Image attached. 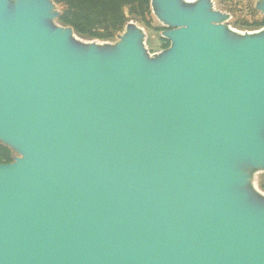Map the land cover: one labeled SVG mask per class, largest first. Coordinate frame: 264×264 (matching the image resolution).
I'll list each match as a JSON object with an SVG mask.
<instances>
[{
    "label": "water",
    "instance_id": "water-1",
    "mask_svg": "<svg viewBox=\"0 0 264 264\" xmlns=\"http://www.w3.org/2000/svg\"><path fill=\"white\" fill-rule=\"evenodd\" d=\"M150 5L172 27L155 58L137 28L86 46L53 0H0V143L21 155L0 164V264H264L242 169H264V29Z\"/></svg>",
    "mask_w": 264,
    "mask_h": 264
},
{
    "label": "rangeland",
    "instance_id": "rangeland-1",
    "mask_svg": "<svg viewBox=\"0 0 264 264\" xmlns=\"http://www.w3.org/2000/svg\"><path fill=\"white\" fill-rule=\"evenodd\" d=\"M11 5L15 0H9ZM184 5H191L197 0H180ZM264 0H210L211 9L223 14L220 22L227 26L231 31L244 34L256 33L264 29V26H255L254 21L264 19V12L259 9ZM55 13L62 11V6L55 3L52 8ZM147 20L150 26L146 25L144 21L130 19L120 31L116 32L111 38L98 39L87 35H80L74 32L72 39L80 44L90 46L95 45L101 49H113L117 43L122 40V37L130 30L137 28L142 35V47L145 54L149 58L159 57L166 51L171 43L165 38V33L171 29L166 23L161 21L156 13V7L149 4V14ZM245 21L249 25H243L241 22ZM59 24L54 22L53 24ZM65 27V26H61ZM20 157L19 153L14 154ZM242 169L249 175V183L247 189L251 196L255 199H264V169L252 168L250 166H242Z\"/></svg>",
    "mask_w": 264,
    "mask_h": 264
},
{
    "label": "trees",
    "instance_id": "trees-1",
    "mask_svg": "<svg viewBox=\"0 0 264 264\" xmlns=\"http://www.w3.org/2000/svg\"><path fill=\"white\" fill-rule=\"evenodd\" d=\"M62 6L58 22L71 26L80 35L98 39L111 38L130 19L144 21L149 14L150 0H53ZM243 25H249L245 21ZM255 26H264V19L254 21ZM13 151L0 143V164L13 160Z\"/></svg>",
    "mask_w": 264,
    "mask_h": 264
}]
</instances>
